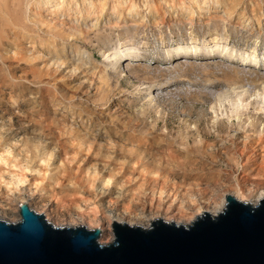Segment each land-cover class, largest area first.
<instances>
[{
	"label": "bare ground",
	"instance_id": "1",
	"mask_svg": "<svg viewBox=\"0 0 264 264\" xmlns=\"http://www.w3.org/2000/svg\"><path fill=\"white\" fill-rule=\"evenodd\" d=\"M195 3L201 4L198 0ZM154 4L151 0L143 3L147 5V14L157 10L159 5L155 8ZM140 7L133 0H0V58L12 52L10 58L26 61L30 65L28 71L37 80L43 75L41 63L46 74L54 79L52 86L61 93L47 100L40 88L25 94L23 76L17 81L13 72L9 76L8 72H0V89L6 84L10 86L12 104L27 98L28 103L37 97L42 99L39 108L36 105L30 108L27 103L19 104L18 112L7 106L0 108V219L21 220L20 205L27 203L56 227L100 228V241L107 244L114 239V222L149 228L160 219L189 225L204 213L215 216L223 212L229 195L254 206L264 198V131L251 136L233 129L228 136L221 137L220 143L218 139L210 140L208 134L194 145L185 138L183 143L190 147L179 150L162 136H137L131 132L129 124L135 117L131 112L128 115V111L118 109L97 113L74 103L76 92L89 91L94 78L88 56L82 54L75 41L85 39L104 17L111 26L117 25L118 18L139 20ZM157 19H153L155 25ZM43 27L44 36L33 32ZM189 43V47L167 51L164 59L180 61L189 55L193 59L224 53L223 57L236 60L241 67L257 71L264 67V53L256 55V47H251L249 51L255 53L249 55L246 51L238 54L237 48L224 52L226 47H220V37L213 34L201 44L202 50L196 49L194 40ZM126 48L127 51L116 52V64L121 60L147 59L141 52ZM253 81L262 94L260 98L254 97L257 106L251 113L261 124L264 76L257 74ZM102 84L105 77L100 75L98 89ZM227 99L236 116L247 113L253 104L245 103L239 93ZM16 112L23 119L15 120L12 116ZM6 117L9 123L3 120ZM70 118L76 122L80 118L82 129L71 123ZM84 118L88 124H84ZM251 123L254 128L258 125ZM98 126L104 128L106 140L112 146L99 140L101 136L90 137L95 132L92 128ZM17 129L23 130L22 136L12 135Z\"/></svg>",
	"mask_w": 264,
	"mask_h": 264
},
{
	"label": "rangeland",
	"instance_id": "2",
	"mask_svg": "<svg viewBox=\"0 0 264 264\" xmlns=\"http://www.w3.org/2000/svg\"><path fill=\"white\" fill-rule=\"evenodd\" d=\"M133 1L141 6L137 16L139 20L124 21L123 18L113 15V18H118V23L111 26L108 23L109 19L104 17L100 19V25L89 31L85 39L75 41L80 46L82 54L88 56L87 61L92 66L89 68L93 72L94 78L92 79L94 82L90 83L91 89L89 88V91L79 90L76 92L74 103L85 105L97 113H106L107 110L108 112L110 110L117 111L118 109L128 111V115L131 112L135 115L134 120L129 124L131 132H135L137 136H162V138H166L167 141L165 140V142L174 144L173 147L179 150L190 147V144L183 143L185 138H188V142L194 145L196 140L206 138V134H208L210 140L218 139L217 141L220 143L221 137L228 136L230 132H233V129L238 130L240 134L251 136L264 131V120L259 124V121H255L257 118L254 116L255 114L251 113L257 106L254 97L260 98L262 94L260 93L262 89L259 90L260 86H256L257 82L255 84L253 78L257 74L264 76V67L258 71L249 66L241 67L236 60H228L223 57L224 53H220L221 56L217 55L210 58L200 55L192 59L189 55L180 61L164 59V53L167 51L171 52L180 46L189 47V42L193 40L196 42V49L202 50L201 44L206 42L212 34L220 37V47H226L224 52H228L229 49L227 48H237L238 54L246 51L249 55L255 53L249 51L251 47H256L255 54L263 55L264 0H234L233 2L226 0L224 1L225 4L217 3L216 0H198V3L201 1L199 6L195 3L196 0H151V3H155V8L159 5L154 11V15L146 13L148 12L147 5H143L146 0ZM232 4L234 5L231 6ZM185 5L187 6L185 7ZM228 7L232 8L229 10ZM231 11L232 13H230ZM153 19H157L159 22L155 25ZM37 29H33L35 34L45 35L43 34L46 33L44 27L42 30ZM122 42H125L126 45L123 46ZM126 47H129L131 51L141 52L142 55L147 56V59L121 60L122 62L116 64V52L127 51ZM116 49L118 50L116 51ZM2 55L0 67L4 66V69L1 71L0 68V72H8V76L11 74L10 72H13L17 76V81L19 80L18 77L23 76L21 83L27 90L25 94L40 88L45 91L43 96L47 100L50 99L51 95L60 92V89H55L56 87L52 86L54 79L46 74V68L41 63H39L40 68H42L40 72L43 75H41V80H37L32 71H28L30 65L26 61L20 60L18 62V59H11L12 52L7 56ZM108 58H111L114 63H111ZM100 75L105 77V84L100 85L98 89ZM47 82L50 83L46 85ZM9 87L6 84L0 89L1 109L7 106L11 110L17 111L18 105L25 103L30 108L35 105L42 107L40 103L42 99L38 97L37 100L33 99L29 103L27 98L26 101H18V103L12 104L9 98ZM235 92L239 93L245 103L253 102L251 105L248 104L250 107L245 111L247 113L243 115L237 114L236 116L235 113L233 114V105L227 101L228 97L236 95ZM32 95H29L30 99L33 97ZM57 95L60 96L61 93ZM17 112L12 117L17 118L15 120L23 119V116ZM250 119L251 121H249ZM3 120L9 123L7 117ZM70 120L77 127L80 126L79 123L83 124L80 118L77 119V122L71 118ZM83 120L84 124H88L87 118ZM252 121L256 125L258 123L257 129L251 125ZM250 125L252 127H249ZM100 128L99 126L93 127L95 132L90 137L101 136L99 140L110 145L107 141L108 138L105 137L104 128ZM253 128L256 130L254 131ZM22 131L17 129L12 135L22 136ZM130 131L128 134L131 133ZM123 133L127 134V132ZM108 144L107 146H109Z\"/></svg>",
	"mask_w": 264,
	"mask_h": 264
},
{
	"label": "water",
	"instance_id": "3",
	"mask_svg": "<svg viewBox=\"0 0 264 264\" xmlns=\"http://www.w3.org/2000/svg\"><path fill=\"white\" fill-rule=\"evenodd\" d=\"M20 213L0 219V264H264V198L254 206L229 195L223 212L189 225L114 222L107 244L100 228L56 227L27 203Z\"/></svg>",
	"mask_w": 264,
	"mask_h": 264
}]
</instances>
